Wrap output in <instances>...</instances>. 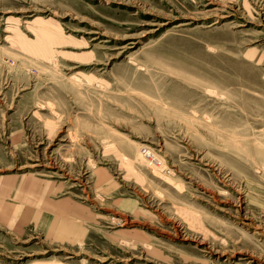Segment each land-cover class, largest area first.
Here are the masks:
<instances>
[{
    "label": "rangeland",
    "instance_id": "374dc122",
    "mask_svg": "<svg viewBox=\"0 0 264 264\" xmlns=\"http://www.w3.org/2000/svg\"><path fill=\"white\" fill-rule=\"evenodd\" d=\"M0 264H264V0H0Z\"/></svg>",
    "mask_w": 264,
    "mask_h": 264
}]
</instances>
